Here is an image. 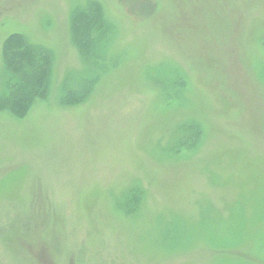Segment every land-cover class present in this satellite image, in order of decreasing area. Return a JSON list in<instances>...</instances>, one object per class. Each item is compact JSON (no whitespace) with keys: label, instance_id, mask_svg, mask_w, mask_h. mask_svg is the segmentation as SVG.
I'll return each instance as SVG.
<instances>
[{"label":"rangeland","instance_id":"rangeland-1","mask_svg":"<svg viewBox=\"0 0 264 264\" xmlns=\"http://www.w3.org/2000/svg\"><path fill=\"white\" fill-rule=\"evenodd\" d=\"M14 34L52 73L0 112V264H264V0H0V89Z\"/></svg>","mask_w":264,"mask_h":264},{"label":"trees","instance_id":"trees-1","mask_svg":"<svg viewBox=\"0 0 264 264\" xmlns=\"http://www.w3.org/2000/svg\"><path fill=\"white\" fill-rule=\"evenodd\" d=\"M110 29L101 7L96 4L93 9L79 12L72 19L75 41L87 57L94 55L96 47L104 42ZM2 53L6 79L0 89V112L9 111L17 118H24L34 103L48 94L52 55L46 48L32 43L21 34L10 36L3 45ZM93 85L94 81L90 79L68 88L69 99H66V103H82L91 93ZM192 128H185V139L199 137ZM135 203L139 204V200Z\"/></svg>","mask_w":264,"mask_h":264}]
</instances>
